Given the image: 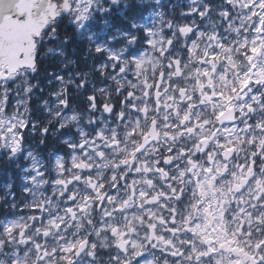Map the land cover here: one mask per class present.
Instances as JSON below:
<instances>
[{"label": "snow or ice", "instance_id": "1", "mask_svg": "<svg viewBox=\"0 0 264 264\" xmlns=\"http://www.w3.org/2000/svg\"><path fill=\"white\" fill-rule=\"evenodd\" d=\"M0 160V264H264V0H0Z\"/></svg>", "mask_w": 264, "mask_h": 264}, {"label": "rangeland", "instance_id": "2", "mask_svg": "<svg viewBox=\"0 0 264 264\" xmlns=\"http://www.w3.org/2000/svg\"><path fill=\"white\" fill-rule=\"evenodd\" d=\"M164 3L166 4V0H164ZM169 3V2H167ZM175 3V2H173ZM178 3V0L176 1ZM34 107H37V105L34 103ZM21 168L25 166V162L21 160ZM7 170L0 171V198L4 196V193L6 191V186L11 183L14 185L13 191L16 192L18 199L23 198V191L21 185L23 184L22 179V172L15 166H11V168Z\"/></svg>", "mask_w": 264, "mask_h": 264}, {"label": "flooded vegetation", "instance_id": "3", "mask_svg": "<svg viewBox=\"0 0 264 264\" xmlns=\"http://www.w3.org/2000/svg\"><path fill=\"white\" fill-rule=\"evenodd\" d=\"M71 31H72V29H71V27H69L68 32L71 33ZM54 70L55 69L48 67L47 62H45L44 64L41 65V71H40L39 75L37 76L36 79L33 80V83H36L37 80L40 81V86L42 88H44L45 95H47L50 86L48 85L47 80L44 78L45 77L44 74L46 73V71L50 72V71H54ZM38 95H39V92H37V96ZM33 108H35L34 104H33ZM54 147H57V145H55Z\"/></svg>", "mask_w": 264, "mask_h": 264}, {"label": "bare ground", "instance_id": "4", "mask_svg": "<svg viewBox=\"0 0 264 264\" xmlns=\"http://www.w3.org/2000/svg\"><path fill=\"white\" fill-rule=\"evenodd\" d=\"M45 75V74H44Z\"/></svg>", "mask_w": 264, "mask_h": 264}]
</instances>
